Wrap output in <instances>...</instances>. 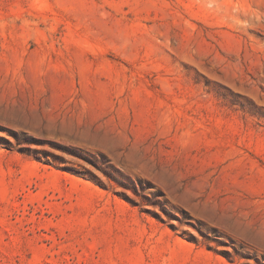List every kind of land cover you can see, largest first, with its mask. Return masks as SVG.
Masks as SVG:
<instances>
[{
  "label": "rangeland",
  "instance_id": "rangeland-1",
  "mask_svg": "<svg viewBox=\"0 0 264 264\" xmlns=\"http://www.w3.org/2000/svg\"><path fill=\"white\" fill-rule=\"evenodd\" d=\"M0 264H264V0H0Z\"/></svg>",
  "mask_w": 264,
  "mask_h": 264
},
{
  "label": "crops",
  "instance_id": "crops-1",
  "mask_svg": "<svg viewBox=\"0 0 264 264\" xmlns=\"http://www.w3.org/2000/svg\"><path fill=\"white\" fill-rule=\"evenodd\" d=\"M236 186V185H235ZM255 217V216H254ZM254 217H252V218H250V219H248V220H244L245 221V223H251V225H254V222L253 221H255L256 220V218H254ZM241 219H242V217H241ZM227 225H231V224H227ZM238 225H240L239 227H237V228H241L242 227V225L243 224H241V222H239L238 223ZM255 226V225H254ZM232 227H234V226H232ZM236 229V228H235ZM259 229V228H258ZM239 230V229H238ZM240 231V230H239ZM243 234V233H242Z\"/></svg>",
  "mask_w": 264,
  "mask_h": 264
}]
</instances>
